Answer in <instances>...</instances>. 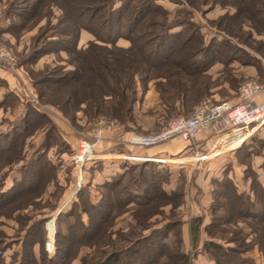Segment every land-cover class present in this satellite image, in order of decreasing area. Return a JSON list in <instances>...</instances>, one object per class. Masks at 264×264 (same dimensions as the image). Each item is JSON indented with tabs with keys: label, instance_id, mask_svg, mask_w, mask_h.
<instances>
[{
	"label": "trees",
	"instance_id": "obj_1",
	"mask_svg": "<svg viewBox=\"0 0 264 264\" xmlns=\"http://www.w3.org/2000/svg\"><path fill=\"white\" fill-rule=\"evenodd\" d=\"M181 1L191 3L193 7L197 3V0ZM212 1L226 5L230 0ZM260 1H230L229 3L235 6V11L229 19L236 20L243 14L250 20L252 28L259 33L263 31L264 34V8L259 7H263V2ZM200 2L209 3L208 0ZM8 6L11 8L8 12L15 10L14 15L20 20L17 24L20 30L25 29L29 21L37 23L46 19L49 25L52 10L59 11L57 22L48 28L51 30V37L44 40L41 39L42 33L35 35L32 38L29 56L64 51L72 68L67 71L51 72L50 75H54L52 79L36 82L37 80L32 78V82L34 81L32 87L37 99L54 107L65 119L74 124L75 113L83 111L90 118L88 120L92 121L103 114L116 118V122L125 125L127 131L129 129L127 126L134 123L133 106L139 98L138 86L140 85L143 93L149 82L154 84L158 98L167 109L165 113L175 111L177 108L175 104L180 111H191L194 104L208 91L206 86L200 90L199 77H204L211 65L221 59L209 55V44L193 46L191 36L183 38L180 32L172 33L171 31L181 23L167 24L166 21L157 20L158 13L164 10L156 0H11ZM11 27L16 25L12 22ZM82 31L90 33L93 38L80 47L78 43ZM40 39L42 43L39 44ZM119 39L127 40L128 45H118ZM181 52L185 53L179 56ZM19 64L22 65L21 62ZM20 65L17 67L22 70ZM188 76L197 79L187 85L185 77ZM45 83L49 87L48 92L40 86ZM2 104L0 101V106ZM31 105L27 103L25 113L11 122L9 131L1 133L0 137L7 143L12 142L13 146L23 139L29 130L30 114L37 115L32 125L37 131H43L45 140L41 146L43 152H36V156L30 162L22 165V171L26 167L33 169L35 176L32 180L24 179L21 183H16L17 188L14 189L12 196L0 193V210L3 206L16 202L35 181L40 185L44 169L49 165L52 167L46 155L49 147L56 143H49L48 140L58 138L59 129L48 113L39 111L35 103ZM42 120H46L47 125ZM244 145L245 142H242L237 150ZM10 149L12 148L0 147V158L9 154ZM62 153L61 155H69L71 165L75 164L70 153L66 151ZM148 165L154 164L151 161H142L125 166L126 169L116 177L101 184L100 188L104 192H101L96 204L83 202L78 207L75 204L74 208L78 210L72 209L65 213L62 222L68 238L56 247L60 253V255L56 254V258L69 259V246H67L69 243L89 247H97L98 244L105 243L101 238L111 227L112 220L120 209H123L120 213L131 211L138 225L141 224L139 207H145L151 201L150 190L163 191L162 182L156 184L155 174L146 170ZM49 171L52 172V168H49ZM163 172L171 173L168 170ZM127 175L129 176L126 181L124 179ZM227 180L226 184L217 183L222 189L215 191L212 199L216 202L214 205L222 208L226 214H215L214 211L206 224L200 216L187 221L191 252H182L178 246L180 242L178 238L173 247L169 243V233L174 231L172 235L176 234L174 227L179 222L168 221L160 226L162 231L155 229L150 235L131 238L118 234L119 242L110 240L106 243L108 248L103 249L87 263L190 264L191 255L200 247L201 251L212 255L213 264H257L254 263V259L243 255L252 250L259 255L261 264H264V187L259 185L258 188H253L251 185L250 191L253 195L251 198L249 193L238 194L232 182L228 178ZM140 184H144L145 188L142 189L143 194L137 197L140 200L135 201L130 190L135 192L136 190L130 187H137ZM132 205L138 208L126 209ZM235 214L239 221L246 224L249 229L248 234L239 235L242 232L239 229L235 231L231 228H221L233 223ZM83 215L86 216L85 221ZM70 217H73L72 221L66 220ZM149 228L148 226L144 229ZM225 234L229 236L225 237ZM6 238L7 235L0 230V264H6L2 256L6 249ZM32 242L34 240L27 237L22 240L23 255L19 264H37L36 257L32 256L34 255L32 250H27ZM37 243L40 244V241ZM230 243L234 245L231 246ZM27 252L30 253V258H27ZM40 258L39 264H44V257L41 255ZM51 264H60V262L52 260Z\"/></svg>",
	"mask_w": 264,
	"mask_h": 264
},
{
	"label": "rangeland",
	"instance_id": "obj_2",
	"mask_svg": "<svg viewBox=\"0 0 264 264\" xmlns=\"http://www.w3.org/2000/svg\"><path fill=\"white\" fill-rule=\"evenodd\" d=\"M9 1L11 0H0V46H4L13 53L17 63L16 66L20 65L19 63L21 62L22 65L20 66H22L23 71L19 66V68L17 67L20 78L13 74L12 71L0 66V101L3 103L0 106V134L7 133L11 122L19 119L25 113L27 103L29 105L35 103L41 112H58L54 107L37 99L32 87L34 84L32 78H35L36 82L48 80L49 78H54V75H50L51 72L67 71L72 68L64 51L29 56L32 38L35 35L42 33L41 39L44 38V40L51 37V30H48V28L57 22L56 17L60 14L59 11L57 9L52 10L49 25L46 19H42L37 23L29 21L27 23L28 26L20 30L17 26L20 20L15 17V10L8 12L11 9L8 6ZM200 1L202 0H197L193 7L191 3L188 4V2L181 0H156V3L162 6L164 10V12L158 13L157 20L166 21L167 24L181 23L171 32H180L183 38L191 36V45L193 46L209 44V55L221 58L211 65L205 75L206 77H199V80H201L198 85L200 90H203L206 86L208 91L202 99L194 104L191 111H180L178 105L175 104L174 106L177 107L175 111L165 113L167 109L161 101L159 102L160 107L157 103L151 104L154 101V96L151 95L152 91L148 92L147 97L141 101L143 94L139 85V98L133 106L134 123H130L127 126L129 128L127 131L125 130V125L122 126L116 122V118H110L104 114L99 116L97 120L92 121L88 120L90 118L83 111H78L75 113L74 121L76 123L74 124L65 119L61 113H58L74 126L75 131L80 132L81 137L95 128L100 120L113 122L118 129L122 130L121 132H126L127 135L129 133H154L175 116L191 115L193 108L201 103H216L220 100L235 97L239 87L245 81H255L264 86L263 31L259 33V31L252 28L250 20L243 14L236 20L229 19L230 15L235 11V6L229 3L232 0L226 2V5L212 0H208L209 3L206 4ZM179 2H182V4ZM260 2H263V7H259L264 8V0ZM12 22L16 27H11ZM83 32L86 35L84 34L81 39L79 37L78 46L80 47L93 38L90 33ZM41 39L38 42L39 44L42 43ZM118 45L127 46L128 41L119 39ZM184 53H179V56ZM27 57L29 59H26ZM12 79H15L14 84L9 83ZM195 79L197 78L194 76L185 77L187 85L194 83ZM46 84L40 86L44 88L45 92H48L47 88L49 87ZM148 88L149 90L153 88L155 91V86L152 82L148 83ZM33 98L35 101H33ZM35 118H37V115L30 114L28 121L29 130L23 139H20L13 146L12 142L7 143L0 137V147L12 148L9 154H5L0 158V193L12 196L14 195V189L17 188L16 183H21L24 179L32 180L35 176L32 172L33 169L29 167L22 171V165L30 162L36 156V152H43L41 146L45 141L44 134L43 131H37V128L32 125V121ZM45 121L42 120L44 124H46ZM78 123H84L85 127L80 126ZM58 134V138L54 137L48 140L49 143H56L49 147L46 155L52 163V167L49 164V166H46L40 185L35 181L34 184L29 185V189H26L16 202L5 205L0 210V230L7 235L6 249L2 255L6 264H19L23 255L21 242L26 237L36 242H32L30 246L28 245L27 250H32L34 254L32 256L36 257L37 264L41 263V255L44 257V264H51L52 260L58 261L60 264H88L87 261L100 254L103 249L108 248L106 243L110 240L119 242L118 234L131 238L139 235H150L153 234L152 231L155 229L162 231L163 229L160 226L168 221L179 222L174 227L176 236L172 235L174 231L169 233V243L173 247V244L177 243L178 238L180 240L179 248L182 252L188 253L192 250L187 221H190L195 216H200L204 224H206L210 221L214 211L215 214H226V211L214 205L216 202L212 200L215 191L221 188L217 183L226 184L228 183V178L238 194L246 195L249 193L251 198H253L250 191L251 185L253 188H258L259 185L264 187L263 124L246 138L244 141L245 145L242 148L237 150L238 146L234 150L237 151L236 154H233L234 158L232 159L227 156L204 158L203 156L208 152L199 150L198 153L191 151L192 153H182V155L178 153L171 157H164L171 160H181V162L168 160L164 163L153 162L154 165H148L146 170L155 174L154 182L156 184L162 182L163 191L150 190L151 201L145 207H139L138 215L140 216L139 221L141 224L138 225V221L132 216L131 211L120 213L123 210L120 209V212L119 210L117 212L118 215L112 220L111 227L108 228L106 234L101 238L102 242L105 243H100L97 247L79 246L78 244L69 243L67 245L69 246V259H66V257L65 259H58L56 254L60 255V253L56 250V247L68 238L62 222L65 219V213L72 209L78 210L74 208L75 204L77 207L80 203L82 205L83 202L96 204L100 199L101 192H104L100 188L101 184L109 182L111 178L116 177L126 169L125 166L133 162H142L118 158L122 162L113 167L102 166L98 163L95 169L90 168L87 174L89 176L85 179L87 181L84 182V185H77L75 182L78 176L73 171L71 162L68 159L70 158L68 157L69 155H61L63 154L62 151L70 153V156L78 152V148L76 149V146H74L75 140L73 138L66 140L69 136H76L74 133L72 136L71 132H64L61 128H59ZM120 139L121 143L124 144L122 142L123 139ZM128 152L144 155L141 150ZM148 156H152V154ZM232 163L235 164V168L237 167L236 165L240 166L235 169L240 176L234 172ZM49 168H52L53 171L50 172ZM93 170H96V174L102 177L89 182L90 174H93ZM113 170L115 174L105 177V174ZM163 170H168L171 173L167 174ZM128 176L124 180L127 181ZM124 183L126 182L124 181ZM143 188H145L144 184H140L137 187L133 186V188L130 187V189L136 190V192L130 190V193L132 192L131 196L135 201L140 200L137 197L143 194ZM131 208L137 209L138 207L136 208L132 205L126 209L131 210ZM82 218L84 221L86 220V216L83 215ZM238 219L235 214L232 219L233 223L221 228H231V230L235 231L239 229L242 231L239 235L248 234L249 229L246 224ZM66 220L72 221L73 217ZM148 226L150 227L149 229H144ZM202 236H204V233H202ZM227 236L229 235L225 234V237ZM38 241H40V244L37 243ZM230 244L231 246L234 245L233 243ZM243 255L246 258L254 259V263L261 264L259 255L253 250ZM191 256L190 264H210L212 260V255L201 251L200 247L196 248ZM27 258H30V253L28 252Z\"/></svg>",
	"mask_w": 264,
	"mask_h": 264
},
{
	"label": "built area",
	"instance_id": "obj_3",
	"mask_svg": "<svg viewBox=\"0 0 264 264\" xmlns=\"http://www.w3.org/2000/svg\"><path fill=\"white\" fill-rule=\"evenodd\" d=\"M0 66L20 77L13 53L0 46ZM21 78V77H20ZM264 92V86L255 81H245L238 89L235 100L224 99L216 103H201L193 108L189 116L178 115L171 118L165 126L154 133H130L125 144L134 148H151L164 145L172 139H179L189 145L203 131L217 134L214 149L204 158L216 157L224 151L236 149L258 127L264 124V99L257 102L256 97ZM113 122L98 121L96 127L82 135L78 152L73 154L75 164L94 161L92 148L101 140L102 132L111 130ZM123 160L151 161L164 163V157L158 155H136L123 153Z\"/></svg>",
	"mask_w": 264,
	"mask_h": 264
},
{
	"label": "crops",
	"instance_id": "obj_4",
	"mask_svg": "<svg viewBox=\"0 0 264 264\" xmlns=\"http://www.w3.org/2000/svg\"><path fill=\"white\" fill-rule=\"evenodd\" d=\"M2 7V5H1ZM86 35L85 32H81L80 33V39L81 37L83 38V35ZM79 39V40H80ZM3 70V69H2ZM14 80L12 79L11 82L14 84ZM11 84V85H12ZM152 91L151 95L154 96V101H152L151 104L153 103H157L160 107L159 102L161 101L158 98V94L152 89L149 90V88L147 87L146 91H144L142 94V100L147 97L148 92ZM30 94V92H29ZM31 95V94H30ZM33 96V95H31ZM232 100H235V97L231 98ZM264 99V92H261L257 97H256V101H262ZM33 101H35V99L33 98ZM49 113V112H48ZM49 116L51 117V119L55 122V124L57 125L58 129L61 128L63 129V131L65 132H71L72 136L73 133L76 137H70L69 134H67L69 136V138L67 137L66 140H70V138H73L74 141V146H76V149L78 148L79 142H80V132L79 131H75V128L72 124H70L69 122H67L58 112H50ZM80 126L85 127L84 123L80 124L78 123ZM121 129H118L117 126L114 125V127L111 130H105L102 132V136H101V140L98 141L92 148V153H93V158H94V162H85L83 164H74L72 165L73 171L76 174L77 177V181L75 182L77 185H80L81 182H86L85 179L88 178L89 175L88 172L90 171V168L95 169L96 165L98 163H100L102 166L106 165L108 166H115L117 165L119 162H122L120 160H118V158H123L124 154L128 151L131 150H141L142 154L144 155H158L160 157H171L173 155H177L178 153H180L179 155H182V153H198L199 150H204L206 152H209L210 150L214 149L215 147V141L218 137L217 134H214L210 131H203L202 133H200L193 141L191 144L186 145L184 144L181 140L175 138L170 140L169 142L165 143L164 145L158 146V147H151V148H134L132 146H129L127 144H123L121 143V139L123 140L127 139L128 135L125 132H121ZM87 133V132H86ZM85 133V134H86ZM122 133H124L123 135H121ZM69 142V141H68ZM244 142V141H243ZM73 146V147H74ZM233 150H227L224 151L222 154H220L218 156V158L222 157V156H227L228 158L232 159L234 158L233 154L234 151ZM192 151V152H191ZM233 156V157H232ZM165 161L170 160L172 161H177V162H181V160H171L168 158H164ZM184 161V160H182ZM92 166V167H90ZM237 167H240L238 165H236ZM232 167L234 169V172L236 173V175L238 174L237 171L235 170V164L232 163ZM240 169V168H238ZM97 171L93 170V174H90V178H89V182L95 181L97 178L102 177L101 175L96 174ZM115 174V171L113 170L112 172L105 174L106 176H111ZM240 176V174H238ZM210 264H213V259L210 261Z\"/></svg>",
	"mask_w": 264,
	"mask_h": 264
}]
</instances>
